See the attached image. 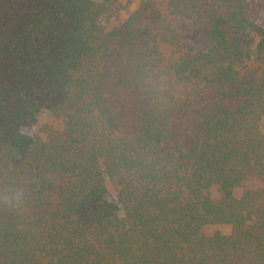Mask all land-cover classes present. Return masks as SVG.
<instances>
[{
  "label": "trees",
  "instance_id": "1",
  "mask_svg": "<svg viewBox=\"0 0 264 264\" xmlns=\"http://www.w3.org/2000/svg\"><path fill=\"white\" fill-rule=\"evenodd\" d=\"M116 1L0 0V264H264V26Z\"/></svg>",
  "mask_w": 264,
  "mask_h": 264
},
{
  "label": "rangeland",
  "instance_id": "2",
  "mask_svg": "<svg viewBox=\"0 0 264 264\" xmlns=\"http://www.w3.org/2000/svg\"><path fill=\"white\" fill-rule=\"evenodd\" d=\"M140 1L141 0H117L113 6L111 16L109 18L101 19L100 25L106 31H110L115 27L121 25L127 19L128 15L137 8ZM246 16L250 22L264 26V0H248ZM255 41H257L256 38ZM44 120L45 116H42L40 118V123H43ZM106 186L108 190L106 201L109 203H115L116 194L107 178ZM246 187H248L249 189H257L261 187V185L256 181H248L246 182ZM230 232L231 227L228 225H214L209 226L203 230V233L206 236H211L215 233H219L221 235H229Z\"/></svg>",
  "mask_w": 264,
  "mask_h": 264
}]
</instances>
